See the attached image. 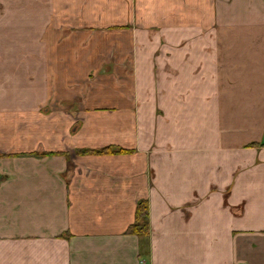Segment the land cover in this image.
I'll return each mask as SVG.
<instances>
[{
    "label": "crops",
    "instance_id": "0c3cea01",
    "mask_svg": "<svg viewBox=\"0 0 264 264\" xmlns=\"http://www.w3.org/2000/svg\"><path fill=\"white\" fill-rule=\"evenodd\" d=\"M0 264H264V0H0Z\"/></svg>",
    "mask_w": 264,
    "mask_h": 264
},
{
    "label": "trees",
    "instance_id": "16d2710c",
    "mask_svg": "<svg viewBox=\"0 0 264 264\" xmlns=\"http://www.w3.org/2000/svg\"><path fill=\"white\" fill-rule=\"evenodd\" d=\"M126 151L108 147L99 151H82L81 153H94L98 155H107V154H120L125 153ZM132 233L138 234L140 236L147 237L149 234V212L148 205L145 201H142L138 204L137 218L136 223L130 229Z\"/></svg>",
    "mask_w": 264,
    "mask_h": 264
}]
</instances>
